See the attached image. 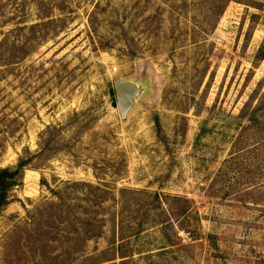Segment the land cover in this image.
<instances>
[{
  "label": "rangeland",
  "instance_id": "1",
  "mask_svg": "<svg viewBox=\"0 0 264 264\" xmlns=\"http://www.w3.org/2000/svg\"><path fill=\"white\" fill-rule=\"evenodd\" d=\"M263 57L264 0H0V264H264Z\"/></svg>",
  "mask_w": 264,
  "mask_h": 264
},
{
  "label": "trees",
  "instance_id": "2",
  "mask_svg": "<svg viewBox=\"0 0 264 264\" xmlns=\"http://www.w3.org/2000/svg\"><path fill=\"white\" fill-rule=\"evenodd\" d=\"M264 59V57H263ZM54 131L58 132V130L55 128ZM51 130V129H50ZM39 156L38 153L36 154H31L28 150L24 151V154L22 157H20L18 164L16 167L13 169H0V207L3 205L7 204V198H8V192L15 187L21 186L23 184V176H24V171L28 169L29 167L31 168H37V166L33 165L34 159ZM42 185H48L46 180L43 178L41 181ZM70 188L76 189L78 186L82 187H87V188H93V186L85 183H71ZM97 190H100V188H96ZM52 195L57 199L58 203L57 204H52L51 206L53 207L56 212L58 211V215L61 216L64 214V209L65 207H70V204L65 201V195L62 194V191L58 192L55 190H51ZM128 190H121V194L127 193ZM135 195H142L146 194L144 192H139V191H133ZM155 198V201L158 203L159 197L158 194L155 193L153 195ZM86 202V201H85ZM184 203L187 205L184 210L181 211L179 215L183 216H188V200H184ZM72 210V209H71ZM84 214H89L87 211H84ZM69 220V219H68ZM128 257L126 254H122L121 258H126Z\"/></svg>",
  "mask_w": 264,
  "mask_h": 264
},
{
  "label": "water",
  "instance_id": "3",
  "mask_svg": "<svg viewBox=\"0 0 264 264\" xmlns=\"http://www.w3.org/2000/svg\"><path fill=\"white\" fill-rule=\"evenodd\" d=\"M114 89L120 114L122 118L125 119L133 106L134 97L137 94V90L134 86L121 82H116Z\"/></svg>",
  "mask_w": 264,
  "mask_h": 264
}]
</instances>
